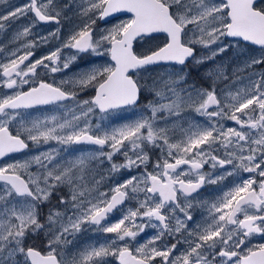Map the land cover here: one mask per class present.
I'll return each mask as SVG.
<instances>
[{
    "label": "snow or ice",
    "instance_id": "1",
    "mask_svg": "<svg viewBox=\"0 0 264 264\" xmlns=\"http://www.w3.org/2000/svg\"><path fill=\"white\" fill-rule=\"evenodd\" d=\"M73 9L79 23L33 59ZM28 13L13 43L57 27L0 59V264H264V243L251 242L264 237V0H28L0 15V32ZM253 46L259 55L243 51ZM230 49L246 59L229 74L216 58ZM82 54L94 59L66 79L37 71L67 72ZM201 68L206 86L190 79ZM50 105L65 114L23 111ZM121 112L132 118L105 123ZM73 144L95 150L62 155ZM121 170L135 174L114 180ZM206 185L220 186L211 200ZM126 201L136 206L105 223ZM146 227L157 232L133 250ZM89 229L114 237L69 258Z\"/></svg>",
    "mask_w": 264,
    "mask_h": 264
},
{
    "label": "flooded vegetation",
    "instance_id": "2",
    "mask_svg": "<svg viewBox=\"0 0 264 264\" xmlns=\"http://www.w3.org/2000/svg\"><path fill=\"white\" fill-rule=\"evenodd\" d=\"M67 0H59V3L62 5L64 3H66ZM77 3L80 2V0H76ZM16 6L18 7H22L24 6L26 3H28V0H16ZM120 19H126L127 15L126 14H116ZM67 17L68 19H63L61 21V24L63 25V27L61 28V32H60V39L57 40L56 38H50L48 40L47 43H42L40 47L35 49V56L33 57V59L39 58L41 56L47 55L50 51L55 50L56 47H58L62 41L67 37V35L70 33V31L72 30L73 26L77 23H79V19L78 17L75 15V9H73L72 11L67 12ZM34 19V14L33 13H28L27 16H22L20 19L15 20L13 23L8 24L7 25L10 27L12 26L14 30L9 31V36H15L17 32L22 31L23 28L25 26H27L30 21ZM111 20V23L106 24L104 21H100L97 20V26L99 28H105V27H111L112 23H116L118 22V20L109 18ZM57 27V25L49 23V24H38L36 27H34L32 29V33L33 35H30L26 38H21L19 41H17L16 43H25L28 40H32L34 38L38 39V37L40 36H47L49 33L53 32L55 30V28ZM2 34V32H0V35ZM16 46V44L8 46L7 49L9 48H14ZM252 49H255V47H251ZM258 49V47L256 48ZM62 55L67 56V55H71V52L68 49H65L64 52L62 53ZM94 59V57H92L89 54H82V58L80 60H78L76 62V64L72 65L70 70H68L67 72H58L55 74H45V71L43 69H38L37 71L40 73L41 75V79H46L51 81L52 79H55L57 82L60 81L61 79H66L67 77H70L73 72L76 69V65H80L83 66L88 60ZM210 63L208 62L206 65H204V67L209 66ZM191 67V66H190ZM202 70L203 68L200 69V71H196V70H192L191 74H190V79L192 81H195L198 85L199 84H204L206 86V81L202 79ZM27 88V86H25V89ZM9 91L7 89H3L0 88V94ZM26 117L28 118H34L36 116L41 115V113L48 115V114H57V115H63L65 114L63 112V110H57L55 108V106H41L40 108H33V109H28V110H23ZM124 113V112H121ZM119 113V114H121ZM30 114V115H29ZM98 120V114L96 116V118L93 119L92 123L95 124ZM109 120L113 123V120L109 118ZM109 121H106L105 123H108ZM231 123V122H229ZM56 146L53 143L49 144V145H45L43 146V148L39 149V150H44L45 148L48 147H54ZM30 148H32L33 151H37V149L30 144ZM89 150H95V146L93 145H88V144H73L68 148V151L65 153H62V155L67 156L69 159H72L73 157L79 155L81 152H86ZM71 154V155H70ZM17 158L22 157L23 154H14ZM153 155V158L157 157L160 155L159 151H156ZM122 160V159H120ZM106 166L101 167V170H105V174H106V169L108 168V164L105 163ZM95 168V167H93ZM149 170H151V168H149ZM205 170H208V166H205ZM121 172H126L124 170H121ZM121 174H125V176L128 178V176L130 174H135V173H121ZM98 178V177H97ZM232 177H229L227 180H225L223 183L224 184H229V182L232 180ZM114 180L116 179V175L114 177ZM119 180H123V179H119ZM113 181H109L108 183H112ZM90 186V185H89ZM106 186V185H105ZM217 187H220L219 185H206L204 188H202L200 190L201 192V199H206V200H211L214 198L215 195H217L218 193H216L215 189ZM63 194V193H61ZM54 203L56 202L55 200L53 201ZM136 206V201H126L125 205H121L119 206L116 210H114L107 218V220L105 221V223H112V222H116L119 218L122 217V215L125 213L126 208L127 207H135ZM203 214H204V209L202 208H197L194 210V218L201 220L203 218ZM157 232V229H153L150 227H146L144 229L143 232H141L137 237L135 241H132L130 243V247L134 250L136 247H138L140 244L145 243L151 236H153L155 233ZM84 234L85 238H84V242L85 243H94V242H104L105 239L110 238V237H114V234H103L100 233L98 231H95L94 229H89L88 231L81 233L80 236ZM79 236V237H80ZM165 240H169V237H165ZM251 242L253 245H257L259 243H264V237H261L259 234L253 236L251 238ZM158 244L163 243V241H157ZM70 247V246H69ZM73 248H68L67 253L66 254H71L74 251V246H71ZM71 256V255H70ZM110 259V264H118V262L114 261V258H109ZM159 259V258H157Z\"/></svg>",
    "mask_w": 264,
    "mask_h": 264
},
{
    "label": "rangeland",
    "instance_id": "3",
    "mask_svg": "<svg viewBox=\"0 0 264 264\" xmlns=\"http://www.w3.org/2000/svg\"><path fill=\"white\" fill-rule=\"evenodd\" d=\"M16 4H17L16 0H3V2H0V15L6 14L13 7H18V6H16ZM11 30H14L13 27L12 26L9 27L6 23L5 29L2 31V34L0 35V45H3L5 47V53L0 54V59H3V56L7 54V51H8L7 47L8 46L16 44V43H13V37L14 36H9V31H11ZM253 47H255V49H252L250 47V48L244 49L243 51H247L250 54L259 55V49H256L257 48L256 46H253ZM244 59H246V56L239 54L237 51H235L233 49H230L227 54H224L223 56H218L216 58V62H220L222 60L227 65V70L230 74L232 72V69L236 66L241 65L242 61ZM209 63H210V65L207 67H212L214 62L209 61ZM207 67L203 66V68H207ZM157 71L163 72V69H158ZM202 73H203V70H202ZM124 118H132V114L130 112H124V113H121L117 116L110 117V119L113 120V123H121V122H123ZM109 122H111V121L109 120ZM74 158L75 157H73L72 159H74ZM120 159H122V160H120ZM114 160H118L119 162H122L123 158L122 157H114ZM104 166H106V165L104 164L101 167H104ZM92 167H96L95 162H93ZM121 173H128V172L126 171V172H120V173L116 174L117 180H119L120 178L121 179L127 178L125 176V174H121ZM84 238H85L84 234H82L80 237H78L76 244L74 245V248L85 246L87 243L84 242ZM69 248H73V247L70 246ZM69 258H71L70 255H69Z\"/></svg>",
    "mask_w": 264,
    "mask_h": 264
}]
</instances>
